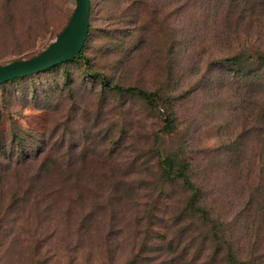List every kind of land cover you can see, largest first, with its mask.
<instances>
[{"label": "rangeland", "instance_id": "rangeland-1", "mask_svg": "<svg viewBox=\"0 0 264 264\" xmlns=\"http://www.w3.org/2000/svg\"><path fill=\"white\" fill-rule=\"evenodd\" d=\"M0 2L9 4L0 9V66L46 50L76 7ZM90 5L83 59L0 86V264L211 261L218 242L204 244L205 225L227 229L225 252L237 247L248 226L245 181L264 176V62L256 58L264 0ZM234 53L242 62H225ZM104 80L161 99L153 108ZM167 158L190 164L213 222L185 207L180 186L161 181ZM17 162L23 186L13 190L17 174L3 170Z\"/></svg>", "mask_w": 264, "mask_h": 264}, {"label": "trees", "instance_id": "trees-1", "mask_svg": "<svg viewBox=\"0 0 264 264\" xmlns=\"http://www.w3.org/2000/svg\"><path fill=\"white\" fill-rule=\"evenodd\" d=\"M5 7L9 8V4L7 2H0V9L3 10V8ZM91 13H92V7H91ZM83 51L79 59H75L73 61H70V62L67 61V62L71 63V62H76L80 59H83L84 58ZM232 56H233L232 58L226 59L225 62L233 63V64H240L243 60V56H241V54L239 53H236V54L234 53L232 54ZM256 58L259 62H264V51L257 52ZM57 66H60V65H57ZM57 66H55L54 68H57ZM32 76L24 77L21 79H15L9 82H4V84H1L0 86H4L5 84L18 81V80H22L25 78H29ZM102 84L105 88L111 91L125 93V94L128 93V94L139 96L142 99H144L153 108L157 107L158 101L159 99H161L159 92H147L145 90H141V89L129 87V86H127L126 88L120 87V86H113L112 84H110V82L106 80H104ZM261 110H262V113H264V109H261ZM174 121L175 120L172 119L171 117H167L166 118V124L168 125L167 128H171L173 126ZM261 153L264 154V146L261 150H259L260 155ZM21 163L22 162H17V163H13V165L12 164H9L8 166L6 165L4 168L5 170H3L4 176H6V174L8 173V171L12 169V167L14 169L13 171L16 172L15 174H17V176L15 178L18 179V181L16 182L17 186L13 190L23 186L20 183L19 172H18L20 171L21 167H23L22 166L23 164ZM262 168L263 169L261 173H264V167L262 166ZM259 179L260 181L257 184H255V186L245 181L246 185H248L247 187L248 193L243 192L240 195L242 199L246 198L245 203L243 205L244 210L241 213V216H243L242 225H248L244 229L245 234L241 236L242 239H246L244 246L241 244V240H242L241 239L240 241L236 242L237 247L232 244H228L227 252H225L223 250V244L225 243V236L227 233V229L225 230V227L221 225H220V230L217 227L208 229L207 225H205V229H207V233H205L204 244L214 245L215 243L218 242V245L215 246L214 248L213 255L214 257L215 256L216 257L212 259L211 261L206 259V262L203 264H223V263L225 264H264V176H259ZM161 181L165 184H177L178 186H180L183 192L187 193V195L189 194V197L187 200L188 203L185 207L189 209L190 211H194L193 208H195L196 206H199L200 209L202 210V215L199 218L203 220V222H213V220L211 219L212 216L208 209L207 200L206 199L203 200V198L199 196L200 192L197 193V190H196L197 186H195V184L191 180L190 164H188L184 160H181L180 158L165 159L162 162V167H161ZM5 184L7 185V183ZM3 191L4 190H2V193ZM13 196H16V195L13 194ZM6 197L7 195H5L4 193L1 194L0 202L5 203ZM15 202L18 203V199H15ZM0 233H1V229H0ZM219 233H221V236H219ZM162 236L165 237L164 234H162ZM223 252H225L226 255L223 256L224 258L223 260H220L219 257H222ZM189 262L196 264L199 261L192 259ZM176 264H179V263H176Z\"/></svg>", "mask_w": 264, "mask_h": 264}, {"label": "water", "instance_id": "water-1", "mask_svg": "<svg viewBox=\"0 0 264 264\" xmlns=\"http://www.w3.org/2000/svg\"><path fill=\"white\" fill-rule=\"evenodd\" d=\"M70 21L57 39L33 58L0 66V85L15 79L40 74L57 65L81 57L90 31L91 0H75Z\"/></svg>", "mask_w": 264, "mask_h": 264}]
</instances>
